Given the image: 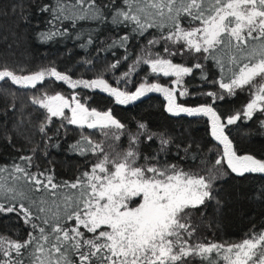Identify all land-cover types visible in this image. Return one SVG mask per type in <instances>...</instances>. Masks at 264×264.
Wrapping results in <instances>:
<instances>
[{
	"label": "snow or ice",
	"instance_id": "snow-or-ice-1",
	"mask_svg": "<svg viewBox=\"0 0 264 264\" xmlns=\"http://www.w3.org/2000/svg\"><path fill=\"white\" fill-rule=\"evenodd\" d=\"M76 5H87V8L75 18L106 19L97 0H76L72 7ZM66 7L62 0H56L55 8L44 5L40 10L63 14ZM182 20L195 26L185 28ZM112 21L131 22L133 30L141 35L150 28L159 29L160 38L149 40V45L171 41L196 53L209 54L205 58L216 60L221 71L228 73V82L223 79L219 82L221 89L229 95H234L236 89L250 92L252 98L243 116L251 119L256 111L264 113V0H122ZM40 36L51 38L50 33L42 32ZM127 39L125 36L120 40L121 46ZM164 51L169 56L177 54L167 46ZM140 62L138 59L137 63ZM144 62L150 64L152 73L175 77L172 86L145 82L134 92H128L113 87L102 75L92 80H73L55 67L18 75L5 65H0V81L36 88L46 78H54L72 89L81 86L100 89L119 104L134 101L146 92H161L167 98L168 112L210 117L211 135L223 146L216 165L226 162L232 172L240 175L264 173V160L238 155L225 132L227 125L241 119L240 113L222 118L211 104L185 107L177 103V95L188 94L186 89L178 91L177 88L183 86V78L193 72L192 67L173 63L159 54ZM118 64L119 61L110 67L114 69ZM194 67L202 68V65ZM128 75L124 73V78ZM206 95L223 99L214 92ZM32 102L46 110V124L40 126L44 134L46 125L55 117L81 129H97L106 138L111 133L113 140H119L126 129L111 110L89 108L76 94L69 98L59 93H45L40 98L34 97ZM146 127L139 125L141 130ZM143 134L141 131L129 136V147L123 152L106 151L103 143L82 136L71 146L72 150L82 155L91 153L97 159L73 182H53L50 169L49 174L31 172L32 157H20L25 166H11L13 180L19 187L0 184V197L10 201L7 207L0 203V213H19L37 234L29 233L22 242L0 236V264H24L25 253L28 264H188L192 257L214 264L211 255L220 253L226 264H264V232H254L250 238L228 245L189 243L188 238L196 231L190 223L192 212L215 199L214 177L211 172L200 175L176 164L162 163L155 155L142 157L138 144ZM152 138L151 134L147 136L148 140ZM168 143L161 138V151ZM7 170V166H0V172ZM64 188L71 191L60 195ZM39 192L47 193L48 199L33 198ZM37 220L39 223L34 222Z\"/></svg>",
	"mask_w": 264,
	"mask_h": 264
},
{
	"label": "trees",
	"instance_id": "trees-1",
	"mask_svg": "<svg viewBox=\"0 0 264 264\" xmlns=\"http://www.w3.org/2000/svg\"><path fill=\"white\" fill-rule=\"evenodd\" d=\"M66 11L62 14L41 11L44 5L56 7V0H0V65L7 66L18 75L29 74L42 68L55 67L73 80H92L98 76L113 87L134 92L140 83H159L172 86L175 77L152 73L147 64L132 71V65L144 49H151L176 64L192 67L193 72L183 78L178 91L187 90V95H177V103L185 107L211 104L222 118L241 114V119L227 125L225 132L232 141L238 155H253L264 160V113L254 112L251 119L245 118V106L252 98L247 89H236L234 95L219 87L221 79L228 82L227 71L222 72L216 60L205 57L207 53H196L185 45L167 43L163 40L155 45L148 41L159 39L161 31L150 28L143 35L135 32L134 24L113 23L115 9L122 0H97L104 9V20L78 19L87 5L72 7L76 0H62ZM59 17V19H54ZM72 16L73 18H65ZM185 28L195 26L182 20ZM50 33V39H42L40 33ZM167 29L163 35H167ZM127 36L124 46L120 40ZM176 55L169 56L165 47ZM125 57H127L125 59ZM119 61L116 68L110 66ZM200 64L202 68H195ZM227 67V66H226ZM24 69L20 72L19 69ZM124 73L129 75L124 78ZM215 81V83H213ZM214 92L223 99L209 97ZM62 93L78 95L81 101L98 111L111 110L112 114L126 126L119 140L105 137L97 129H81L70 125L60 117L52 118L46 125V134L40 126L46 124L47 113L34 104L33 98L43 94ZM168 101L161 92H146L127 104H119L109 93L100 89H72L67 83L46 78L36 88H22L11 82L0 81V166L8 170L0 172V184L8 187L19 184L13 180V164L25 166L20 157L31 156V172L51 170L55 183L73 182L81 172L88 171L97 157L91 153L80 154L71 146L89 137L93 142L103 143L105 150L123 152L129 147V136H139L138 150L141 156L154 155L163 163L176 164L186 171L214 177L215 199L194 210L190 223L196 229L189 243H238L250 234L264 232V173H234L226 162L216 165L222 155L223 146L211 135V119L203 115L173 114L167 111ZM146 125V130L139 125ZM151 134L152 140L147 136ZM161 138L169 143L161 151ZM34 150V151H33ZM18 175V174H17ZM3 177V178H2ZM64 188L60 195L69 194ZM48 194L34 193L33 198ZM219 201V203H217ZM59 202V200L57 201ZM7 207L10 201L0 197ZM25 206L28 204L25 202ZM39 223V221H34ZM71 223V222H70ZM83 231V229H81ZM29 233L36 235L19 213H0V236L13 241H24ZM89 235L88 233H85ZM214 264H221L217 254L210 257ZM24 264H28L27 253ZM188 264H208L199 257L189 258Z\"/></svg>",
	"mask_w": 264,
	"mask_h": 264
},
{
	"label": "rangeland",
	"instance_id": "rangeland-1",
	"mask_svg": "<svg viewBox=\"0 0 264 264\" xmlns=\"http://www.w3.org/2000/svg\"><path fill=\"white\" fill-rule=\"evenodd\" d=\"M156 54H158V53L153 51V50H151V49H149V48L144 49L142 51V53L139 55V57L136 59L135 63L132 65V71L138 70V68L140 67L141 64H147V66L151 70L150 64L145 63L144 61H146V60H148L150 58H155ZM160 56L163 57L162 55H160ZM138 59L141 60L140 63H137ZM55 94H57V93H55ZM55 94H48V95H55ZM59 94H62V93H59ZM62 95L66 96V97H69V98L71 97V96H67L65 94H62ZM81 102L82 103H86V102H83V101H81ZM86 105H87V103H86ZM222 256H223V253L217 254V258H219V259L222 258ZM221 264H226V262H222Z\"/></svg>",
	"mask_w": 264,
	"mask_h": 264
},
{
	"label": "flooded vegetation",
	"instance_id": "flooded-vegetation-1",
	"mask_svg": "<svg viewBox=\"0 0 264 264\" xmlns=\"http://www.w3.org/2000/svg\"><path fill=\"white\" fill-rule=\"evenodd\" d=\"M88 106V105H87ZM89 107V106H88ZM89 108H91V107H89Z\"/></svg>",
	"mask_w": 264,
	"mask_h": 264
},
{
	"label": "water",
	"instance_id": "water-1",
	"mask_svg": "<svg viewBox=\"0 0 264 264\" xmlns=\"http://www.w3.org/2000/svg\"><path fill=\"white\" fill-rule=\"evenodd\" d=\"M113 115V114H112ZM114 116V115H113ZM115 117V116H114ZM116 118V117H115Z\"/></svg>",
	"mask_w": 264,
	"mask_h": 264
}]
</instances>
